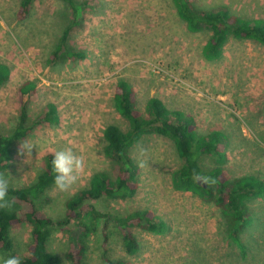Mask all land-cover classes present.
<instances>
[{
  "label": "rangeland",
  "instance_id": "1",
  "mask_svg": "<svg viewBox=\"0 0 264 264\" xmlns=\"http://www.w3.org/2000/svg\"><path fill=\"white\" fill-rule=\"evenodd\" d=\"M83 6L78 25L69 31L67 45L85 56L73 62L50 64L49 56L70 21L67 6L59 0H34L28 15L19 19L20 0H0V63L8 67L9 79L0 86V134L18 123L21 106L27 123L33 124L43 108L52 105L57 122L38 123L31 133L12 147V158L3 173L9 187L25 188L43 167L48 153L70 148L84 161L78 181L67 191L48 189L35 201L37 209L53 220L64 216L68 197L88 185L96 172L112 173L103 154L102 131L115 125L122 131L128 123L114 110L112 94L120 79L134 91L135 108L145 116L150 98L159 99L171 111L192 118L196 133L220 132L222 148L239 149L240 161L228 164L208 155L198 156L204 172L220 167L223 176H264V47L254 41L229 38L215 61L203 58L201 50L210 33H189L178 19L171 0H73ZM203 10L225 6L244 19L264 20V0H191ZM35 84L33 95L21 102L17 88ZM33 144L24 152L20 145ZM237 151V150H236ZM235 151V152H236ZM137 185L131 198L91 201L99 214L119 219L147 210L167 230L161 235L133 228L139 245L127 255L120 228L111 221L103 230V218L85 215L79 223L90 227L84 237L85 254L80 264H264V195L242 201L249 209L239 238L245 255L229 238L230 226L221 211L189 192L173 186L182 165L173 143L153 132L145 133L129 150ZM205 184V179H199ZM247 214V215H248ZM246 215V216H247ZM248 218V217H247ZM71 222L55 225L47 250L61 264L66 258ZM12 251L0 256L28 255L30 226L11 228Z\"/></svg>",
  "mask_w": 264,
  "mask_h": 264
},
{
  "label": "trees",
  "instance_id": "2",
  "mask_svg": "<svg viewBox=\"0 0 264 264\" xmlns=\"http://www.w3.org/2000/svg\"><path fill=\"white\" fill-rule=\"evenodd\" d=\"M34 0H20L17 17L25 18ZM69 9L70 21L61 33L58 44L52 50L48 62L50 64L73 62L83 59L81 50L71 49L67 45L69 31L78 25V18L83 6L73 0H59ZM175 14L185 25L189 33L206 30L210 36L202 47L201 54L207 61H215L222 55L223 47L229 38L254 41L264 47V20L244 19L232 15L225 6L208 11L196 7L191 0H171ZM9 69L0 63V86L9 79ZM35 84L23 82L17 88V96L21 102L24 95H33ZM114 110L127 123L128 129L122 131L115 125H107L102 131L104 142L103 154L112 164V173L96 172L91 175L88 185L79 189L67 198L64 204V216L56 221L36 208L38 200L48 189L55 187L54 173L51 169L53 153H48L43 159V167L37 172L35 179L25 188L9 187L8 195L14 198L11 211H0V252L12 251L9 237L11 228L29 225L30 242L27 246L28 255L21 258V264H61L59 258L47 250L50 231L55 225L64 226L75 222L69 230V243L66 252L67 260L72 264H80L85 254L84 237L90 232V227L79 223L85 215L103 218V230L114 221L120 228L121 242L127 255H134L139 249L132 229L138 228L150 234L161 235L166 232L165 223L158 221L147 210L135 211L119 219L99 214L91 201L102 198H131L135 195L137 185L133 175V163L128 150L147 132L164 137L173 143L177 157L182 165L175 172L173 186L177 190L189 192L202 201L212 203L223 216L228 219L229 238L245 255V246L239 238V233L246 221V213L242 206L244 198L250 195L262 194L261 182L252 176L228 180L221 173L220 167L210 172H204L198 164V156L208 155L221 164L225 160L220 140L225 135L211 132L207 136H199L191 117L179 111L168 110L157 98L147 101L146 114L143 116L135 108V96L132 87L125 80H118L112 94ZM56 123L57 117L52 105L43 108L40 116L33 124L27 123L26 107L21 106L17 125L7 134H0V172L6 170L12 158L13 145L26 138L38 123ZM204 178L205 184L199 182ZM107 264H127L123 260H106Z\"/></svg>",
  "mask_w": 264,
  "mask_h": 264
},
{
  "label": "clouds",
  "instance_id": "3",
  "mask_svg": "<svg viewBox=\"0 0 264 264\" xmlns=\"http://www.w3.org/2000/svg\"><path fill=\"white\" fill-rule=\"evenodd\" d=\"M33 144L24 142L20 148L28 152ZM85 161L70 148L57 150L51 160V169L54 173V185L60 191L69 190L79 178L80 171L84 168ZM9 179L0 173V211H11L14 205V198L9 197ZM0 264H21L19 256H0Z\"/></svg>",
  "mask_w": 264,
  "mask_h": 264
},
{
  "label": "crops",
  "instance_id": "4",
  "mask_svg": "<svg viewBox=\"0 0 264 264\" xmlns=\"http://www.w3.org/2000/svg\"><path fill=\"white\" fill-rule=\"evenodd\" d=\"M236 150H237V151H236ZM222 151L225 153V156H226L224 162H226V163H228V164H232V163H234V162H239V161L241 160L239 154H237V155L235 156V154H236L237 152H239V149H238V148H237V149H235V148H234V149H233V148H222ZM235 151H236V152H235ZM248 176H249V175H248ZM248 176L240 175V176H238V177H235L234 179H239V178L248 177ZM252 177H255V176H252ZM255 178H257V179L261 182L262 189H263V191H262V195H264V176H262L260 179H259L258 177H255ZM227 179H228V178H227ZM228 180H229V179H228ZM252 196H254V195H250V196L244 198V199H243V202H244L245 199H247V198H249V197H252ZM256 196H259V195H256ZM249 212H250L249 209H245V213H246V215H247ZM247 217H248V218H247ZM247 217H246V221H245V223H247V221H249L248 219H249V217H250V214H248Z\"/></svg>",
  "mask_w": 264,
  "mask_h": 264
}]
</instances>
